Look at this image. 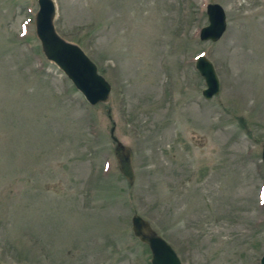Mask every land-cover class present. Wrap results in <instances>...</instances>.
Segmentation results:
<instances>
[{
    "label": "rangeland",
    "instance_id": "374dc122",
    "mask_svg": "<svg viewBox=\"0 0 264 264\" xmlns=\"http://www.w3.org/2000/svg\"><path fill=\"white\" fill-rule=\"evenodd\" d=\"M55 1L111 100L92 107L45 58L38 0H0V264H151L135 214L182 264H261L264 0ZM208 4L227 16L217 42L199 38ZM200 55L220 79L211 100Z\"/></svg>",
    "mask_w": 264,
    "mask_h": 264
},
{
    "label": "water",
    "instance_id": "95a60500",
    "mask_svg": "<svg viewBox=\"0 0 264 264\" xmlns=\"http://www.w3.org/2000/svg\"><path fill=\"white\" fill-rule=\"evenodd\" d=\"M38 5L39 11L35 17L36 36L46 59L66 75L91 106L109 104L111 84L99 74L97 65L78 44L66 40L58 33L55 25L57 16L55 1L38 0ZM207 14L209 26L202 29L200 38L202 41L217 42L227 29L226 12L221 5L210 4ZM196 68L206 83L204 98L211 100L218 96L221 84L213 63L207 57L201 56L197 60ZM108 113L110 114L111 110ZM115 129L112 128L111 137L116 143L115 157L119 170L130 185H133L136 177L133 167L134 153L130 147L123 145L114 136ZM132 229L135 237L150 248L151 264H182L172 246L152 229L149 221L135 214L132 218ZM261 264H264V257Z\"/></svg>",
    "mask_w": 264,
    "mask_h": 264
}]
</instances>
